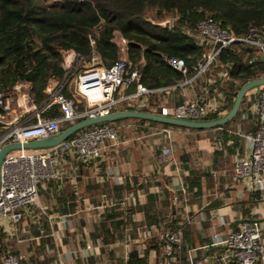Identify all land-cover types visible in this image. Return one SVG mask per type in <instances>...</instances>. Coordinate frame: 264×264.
Here are the masks:
<instances>
[{
    "label": "crops",
    "instance_id": "1",
    "mask_svg": "<svg viewBox=\"0 0 264 264\" xmlns=\"http://www.w3.org/2000/svg\"><path fill=\"white\" fill-rule=\"evenodd\" d=\"M224 71L152 95L149 111L206 92L222 97L223 107V94H212L215 83L208 80L225 82ZM253 101L227 127L168 134L125 121L115 123L120 144L103 158L65 155L58 178L40 183V207L26 208L17 225L0 218V264L7 254L21 264H237L225 259L231 250L214 245L213 236L264 219V191L255 194L233 177L236 162L248 155L245 136L257 128ZM166 150L171 153L160 163ZM168 231L181 239L171 252Z\"/></svg>",
    "mask_w": 264,
    "mask_h": 264
},
{
    "label": "built area",
    "instance_id": "2",
    "mask_svg": "<svg viewBox=\"0 0 264 264\" xmlns=\"http://www.w3.org/2000/svg\"><path fill=\"white\" fill-rule=\"evenodd\" d=\"M99 31L100 27L89 35L93 49L89 57L71 50H59L65 75L60 81H49L47 101L42 107L36 105L29 91L21 92L26 84L31 90L28 82H17L12 90L0 92V149L12 142L26 143L46 138L79 120L117 110L149 111L152 95L190 85L201 77L213 74L222 52L235 43L254 50L256 54L252 62L264 63L263 26L251 25L249 34L238 38L221 21L207 18L197 22L195 31H186L201 50L191 68L182 59L161 55V61L181 73L184 81L175 87L150 89L142 81L145 62L133 66L128 59V42L124 38L118 36L117 43L125 57L111 66L105 64L95 51ZM222 74L224 79L228 78L226 72ZM214 83L216 79L210 77L208 85ZM132 87L133 92L120 94ZM207 94L172 107H163L160 113L180 119L209 118L221 110L222 97L217 100ZM53 106H58L59 115L47 117L45 113ZM253 108L257 115V128L245 136L249 142L248 155L236 162L233 177L246 182L250 191L259 194L264 191V88L255 93ZM163 131L169 134L171 129L163 128ZM119 144L116 124L109 123L83 130L51 149L21 150L8 154L2 166L0 218H8L17 225L23 219L26 208L40 207V183L58 178L56 167L65 155H74L81 161H93L103 158ZM170 153L166 150L159 157V162L168 159ZM213 239L214 245H224L231 250L225 257L227 260L233 258L237 264H264V230L256 220H244L239 229L227 237L215 234ZM165 240L170 252L181 241L179 233L170 231L165 234ZM3 264H21V260L17 255L7 254L3 257Z\"/></svg>",
    "mask_w": 264,
    "mask_h": 264
},
{
    "label": "trees",
    "instance_id": "3",
    "mask_svg": "<svg viewBox=\"0 0 264 264\" xmlns=\"http://www.w3.org/2000/svg\"><path fill=\"white\" fill-rule=\"evenodd\" d=\"M169 18L173 23L170 29L156 25ZM207 18L221 21L238 38H244L251 25L264 27V0H62L58 4L46 0H0V92L12 90L17 82H27V74L32 72L30 95L42 107L47 101L49 81H60L65 75L59 50L89 57L93 53L89 35L98 27L95 51L107 66L122 57L116 41L120 36L128 42V59L133 66L145 62L142 81L148 88L178 86L184 76L162 62L161 55L182 59L191 68L201 50L186 31H195L197 22ZM255 54L242 43L222 52L218 67L225 70L228 78L217 81L210 91L223 94L225 101L222 109L209 118L228 111L241 86L264 75V63L252 62ZM251 99H255V93L244 99L239 116ZM45 115L58 116V106ZM125 121L202 131L144 120Z\"/></svg>",
    "mask_w": 264,
    "mask_h": 264
},
{
    "label": "water",
    "instance_id": "4",
    "mask_svg": "<svg viewBox=\"0 0 264 264\" xmlns=\"http://www.w3.org/2000/svg\"><path fill=\"white\" fill-rule=\"evenodd\" d=\"M171 23H172L171 19H167L164 22L156 23V25L167 30L171 28ZM32 79H33V73L29 72L27 74L26 81L30 83L32 82ZM262 88H264V75L246 82L244 85L241 86V88L237 92V95L233 100V104L231 108L225 113H222L214 118H206L199 120L180 119L177 117L165 116L161 113H156L151 111L133 110V109L117 110L109 114L99 115L95 118H86L79 120L63 128L58 134L51 135L46 138L36 139L26 143H19V142L8 143L0 149V190L2 184L3 162L5 160V157L12 152L21 151V150L36 151V150L51 149L61 145L63 142L67 141L74 135L88 128L109 124V123H116L125 120H144V121H151V122H156V123L184 128V129L202 130V131L221 128L232 123L238 118L242 109L244 99L249 94L259 93ZM256 221L259 223H263L264 219H259Z\"/></svg>",
    "mask_w": 264,
    "mask_h": 264
},
{
    "label": "rangeland",
    "instance_id": "5",
    "mask_svg": "<svg viewBox=\"0 0 264 264\" xmlns=\"http://www.w3.org/2000/svg\"><path fill=\"white\" fill-rule=\"evenodd\" d=\"M46 1H47V3H49V4H55V3L58 4V3L60 2V0H46ZM169 19H170V18H169ZM171 21H172V20H171ZM116 41H118L117 38H116ZM122 57H125V55L122 54ZM221 70H222V69L219 68V67L216 68V72H221ZM222 71H223V70H222ZM29 87H30V86L26 84V85L21 89V92H25V93L28 92V91L30 92ZM152 130L159 131V130H161V127H157V126H156V127H153Z\"/></svg>",
    "mask_w": 264,
    "mask_h": 264
}]
</instances>
